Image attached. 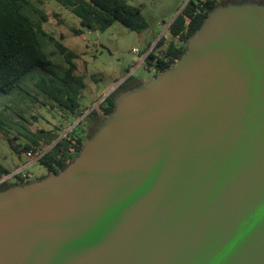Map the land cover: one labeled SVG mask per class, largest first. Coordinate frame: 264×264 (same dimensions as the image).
<instances>
[{
  "label": "water",
  "instance_id": "95a60500",
  "mask_svg": "<svg viewBox=\"0 0 264 264\" xmlns=\"http://www.w3.org/2000/svg\"><path fill=\"white\" fill-rule=\"evenodd\" d=\"M0 264H264V0L218 1L70 163L1 190Z\"/></svg>",
  "mask_w": 264,
  "mask_h": 264
},
{
  "label": "trees",
  "instance_id": "16d2710c",
  "mask_svg": "<svg viewBox=\"0 0 264 264\" xmlns=\"http://www.w3.org/2000/svg\"><path fill=\"white\" fill-rule=\"evenodd\" d=\"M46 1L0 0V138L7 139L15 151H24L26 155L27 152L38 154L44 150L36 161L44 165L48 173H57L80 150L84 125L90 131L102 115L113 109L114 96L133 80L112 90L84 114L85 108H80L76 99L85 85L82 75L75 73L78 54L44 31L42 24L48 17L44 10ZM54 1L78 17L80 25L88 29L103 30L114 21L135 31H141L147 25L140 7L126 0ZM218 1H186L167 25V31L157 38L144 56L143 61L155 69V75L181 56L188 37ZM79 32L74 30V33ZM46 40L53 42L65 62L64 69L59 73L51 67L49 54L52 52L42 50ZM36 102L51 110L56 109L61 118L60 124L34 130L26 127L24 123H30L29 116L34 120L36 117L24 108ZM70 125L73 127L65 135L58 133ZM17 136L25 138L23 144L13 142L12 139ZM10 173L11 170L0 163V177ZM14 177L15 181H2L0 191L32 181L28 174L22 177L17 173Z\"/></svg>",
  "mask_w": 264,
  "mask_h": 264
},
{
  "label": "rangeland",
  "instance_id": "374dc122",
  "mask_svg": "<svg viewBox=\"0 0 264 264\" xmlns=\"http://www.w3.org/2000/svg\"><path fill=\"white\" fill-rule=\"evenodd\" d=\"M126 1L140 7L141 15L147 23L141 31L131 30L118 21L112 22L103 30L88 29L80 25L78 17L59 3L54 0H47L45 3L44 10L48 17L42 24L44 31L78 54L75 73L82 75L85 85L76 99L80 108H85L84 114L120 82L148 79L155 75V69L143 61L144 49L147 44L152 46L167 31V25L187 0ZM74 30L80 32L74 33ZM42 50L46 53L52 52L49 54L51 67L56 72H61L65 62L53 42L46 40ZM24 109L36 117L34 120L29 116L30 123H24L31 130L39 127L53 128V124H60L61 118L56 114V109L51 110L37 102ZM58 133L62 135L63 130ZM9 137L12 135L9 134ZM12 140L23 144L25 138L17 136ZM0 163L11 172L27 173L30 180L48 174L44 165L30 159L24 151H15L4 138H0ZM10 180L15 181V177Z\"/></svg>",
  "mask_w": 264,
  "mask_h": 264
},
{
  "label": "built area",
  "instance_id": "2783aa9c",
  "mask_svg": "<svg viewBox=\"0 0 264 264\" xmlns=\"http://www.w3.org/2000/svg\"><path fill=\"white\" fill-rule=\"evenodd\" d=\"M180 42V44H182V42L181 41H179ZM135 51H137L136 49H134ZM145 56V55H144ZM144 56H143V59H144ZM121 83V82H120ZM119 83V84H120ZM119 84H117L116 86H118ZM115 86V87H116ZM114 90V89H113ZM111 92V91H110ZM109 92V93H110ZM108 94V93H107ZM106 94V95H107ZM79 120V119H78ZM77 120V121H78ZM74 125V124H73ZM73 125H70V126H68L67 128H65L64 129V131H63V133H62V135H65L72 127H73ZM42 152H44V150H41L38 154H32L31 152H27V156L30 158V159H32L33 161H36L37 160V158L42 154ZM17 173H19L22 177H25L26 176V174L27 173H23V172H20V171H14V172H11L10 174H7V175H2L1 177H0V183L2 182V181H4V180H9L11 177H14V175L15 174H17Z\"/></svg>",
  "mask_w": 264,
  "mask_h": 264
},
{
  "label": "flooded vegetation",
  "instance_id": "af4514ba",
  "mask_svg": "<svg viewBox=\"0 0 264 264\" xmlns=\"http://www.w3.org/2000/svg\"><path fill=\"white\" fill-rule=\"evenodd\" d=\"M130 81H131V80H128V81L125 80L123 83H120V84H119L118 86H116L115 88L120 87V86H121L122 84H124V83L128 84V83H130ZM133 82H134V80H133ZM133 82H132V83H133ZM115 88H114V89H115ZM84 126H85V131H84V133H83V137L86 136L88 133H90V131L92 130V128H93L95 125H94L93 127H91V130H90V131H88V126H86V125H84Z\"/></svg>",
  "mask_w": 264,
  "mask_h": 264
},
{
  "label": "crops",
  "instance_id": "0c3cea01",
  "mask_svg": "<svg viewBox=\"0 0 264 264\" xmlns=\"http://www.w3.org/2000/svg\"><path fill=\"white\" fill-rule=\"evenodd\" d=\"M164 33H165V32H163L162 34H164ZM162 34H161V35H162ZM156 40H157V39H156ZM153 45H154V44H153ZM153 45H152V46H153ZM152 46H150V44H147L146 49H144L143 56H144L148 51H150V49L152 48ZM143 56H142V57H143ZM142 60H143V59H141V61H142Z\"/></svg>",
  "mask_w": 264,
  "mask_h": 264
}]
</instances>
